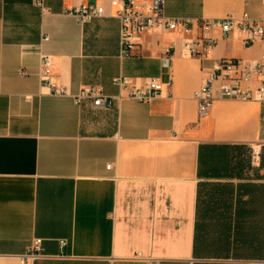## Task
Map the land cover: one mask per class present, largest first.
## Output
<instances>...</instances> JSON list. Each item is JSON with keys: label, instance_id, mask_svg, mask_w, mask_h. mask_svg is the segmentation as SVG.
<instances>
[{"label": "crops", "instance_id": "0c3cea01", "mask_svg": "<svg viewBox=\"0 0 264 264\" xmlns=\"http://www.w3.org/2000/svg\"><path fill=\"white\" fill-rule=\"evenodd\" d=\"M82 2L104 14L79 22L69 10ZM44 4L0 0V264H264V104L216 99L198 119L192 97L216 60L258 58L264 42L213 29L208 54L184 57L176 33L150 30L119 58L109 0ZM164 11L264 19V0H164ZM41 54L69 93L117 95L122 73L158 77L170 96L76 105L42 85ZM35 237L40 255L26 260Z\"/></svg>", "mask_w": 264, "mask_h": 264}, {"label": "built area", "instance_id": "2783aa9c", "mask_svg": "<svg viewBox=\"0 0 264 264\" xmlns=\"http://www.w3.org/2000/svg\"><path fill=\"white\" fill-rule=\"evenodd\" d=\"M31 1L41 11L47 9L44 0ZM109 4L112 8L110 15L119 20V58L129 57L139 37L150 30L176 33L180 37V54L184 57L208 54L217 42V39L211 35L213 29H218L222 36L235 32L245 45L254 41L264 42V19L251 18L246 12L238 16L225 15L218 18L195 19L189 16L166 14L164 0H109ZM69 12L74 14L79 22H85L103 15L104 8L101 4L82 2L72 7ZM52 68V57L41 54L38 77L42 85L53 94H68L74 104L87 103L92 109L109 108L114 99L122 96L142 102L161 94L170 96L166 90L168 83L161 81L158 77H146L141 82H137L122 73L111 79L119 89L117 95L105 94L100 86L94 84L82 85L76 92L69 93L64 86L54 82ZM251 81H255L256 85L248 86ZM121 91L124 93L122 94ZM192 97L196 102L198 119L208 113L216 99L253 100L264 104V54L249 60L241 58L216 60L209 73L203 78L201 85L193 92ZM257 155L258 151L252 148V158ZM110 166L111 163H108L106 168ZM40 241L38 237L31 240L24 255L26 260L40 255ZM58 241L60 246L66 243L65 239ZM262 261H264V245ZM146 264H157V261L149 260Z\"/></svg>", "mask_w": 264, "mask_h": 264}, {"label": "trees", "instance_id": "16d2710c", "mask_svg": "<svg viewBox=\"0 0 264 264\" xmlns=\"http://www.w3.org/2000/svg\"><path fill=\"white\" fill-rule=\"evenodd\" d=\"M197 235V234H196Z\"/></svg>", "mask_w": 264, "mask_h": 264}]
</instances>
